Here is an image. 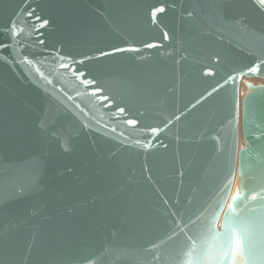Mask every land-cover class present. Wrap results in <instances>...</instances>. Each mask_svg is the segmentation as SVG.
I'll return each instance as SVG.
<instances>
[{
  "label": "water",
  "instance_id": "95a60500",
  "mask_svg": "<svg viewBox=\"0 0 264 264\" xmlns=\"http://www.w3.org/2000/svg\"><path fill=\"white\" fill-rule=\"evenodd\" d=\"M0 44V264H264L257 0H0Z\"/></svg>",
  "mask_w": 264,
  "mask_h": 264
},
{
  "label": "snow or ice",
  "instance_id": "6c2138e0",
  "mask_svg": "<svg viewBox=\"0 0 264 264\" xmlns=\"http://www.w3.org/2000/svg\"><path fill=\"white\" fill-rule=\"evenodd\" d=\"M257 3L261 6V7H264V0H257ZM165 9L163 7H160V8H156V9H153L152 11V16L155 17L157 15L158 12H164ZM34 14V10L32 12H29L28 15L31 16ZM37 20H41V17L37 16L36 17ZM49 23V21L47 19H43L41 20V24H40V27H44L46 26L47 24ZM8 33H9V36H10V39L17 45L20 44V41L19 39H17V37L21 34V31L22 30H18V27L15 23H11L9 28L7 29ZM33 31L35 32L36 29L35 27L33 28ZM165 38H167V34L165 33ZM39 43L40 44H43L44 41L43 40H39ZM148 47H152L153 45H147ZM5 47H11L10 44H0V48H5ZM5 61L7 62V58L5 57L4 58ZM60 60H64L65 57L63 56H60L59 57ZM25 61L28 62V63H32V61L28 60L27 57H25ZM80 63H83V61H81ZM62 68H67L69 67L67 64H61L60 65ZM256 69L255 68H250L249 71H255ZM37 71H39L37 69ZM76 74V73H74ZM206 75L209 74V73H205ZM41 76H43V73H41ZM78 76L82 77L84 76V73L83 72H80L78 73ZM50 82V81H49ZM84 85H90V84H93L94 81L93 80H89V79H83L81 81ZM213 91H215V89H213ZM94 94V93H93ZM103 99H107V97H103ZM118 111H120L121 113L124 112V109L123 108H119ZM128 124H135L136 121L135 120H128L127 121ZM113 131H115V129H113ZM153 132L157 131L156 129H152ZM253 199H256L255 196L252 197ZM231 207V205H230ZM153 247H156L155 245H153ZM240 251V252H243L246 256H253L255 255V252H254V249L249 247L247 250H245L244 246H243V243H242V240L239 238V237H236L235 238V241H234V248H233V251ZM89 264H91V261H89Z\"/></svg>",
  "mask_w": 264,
  "mask_h": 264
},
{
  "label": "bare ground",
  "instance_id": "6f19581e",
  "mask_svg": "<svg viewBox=\"0 0 264 264\" xmlns=\"http://www.w3.org/2000/svg\"><path fill=\"white\" fill-rule=\"evenodd\" d=\"M247 81H251L253 83H259V82H264V79L262 80H259V79H256V78H245ZM246 91V88L244 87V85H241V92L242 93H245Z\"/></svg>",
  "mask_w": 264,
  "mask_h": 264
},
{
  "label": "rangeland",
  "instance_id": "374dc122",
  "mask_svg": "<svg viewBox=\"0 0 264 264\" xmlns=\"http://www.w3.org/2000/svg\"><path fill=\"white\" fill-rule=\"evenodd\" d=\"M259 80H262V79H259Z\"/></svg>",
  "mask_w": 264,
  "mask_h": 264
}]
</instances>
